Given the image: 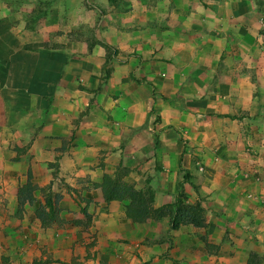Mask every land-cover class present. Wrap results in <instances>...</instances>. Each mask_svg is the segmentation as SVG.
I'll return each mask as SVG.
<instances>
[{
    "label": "crops",
    "instance_id": "0c3cea01",
    "mask_svg": "<svg viewBox=\"0 0 264 264\" xmlns=\"http://www.w3.org/2000/svg\"><path fill=\"white\" fill-rule=\"evenodd\" d=\"M83 5L61 34L0 0V264H264V0ZM28 171L63 223L19 209ZM104 174L201 224L133 221Z\"/></svg>",
    "mask_w": 264,
    "mask_h": 264
},
{
    "label": "trees",
    "instance_id": "16d2710c",
    "mask_svg": "<svg viewBox=\"0 0 264 264\" xmlns=\"http://www.w3.org/2000/svg\"><path fill=\"white\" fill-rule=\"evenodd\" d=\"M97 187L100 189L105 202L109 200L125 201L122 205L125 216L133 221L142 222L149 218H160L172 212L170 225L173 228L177 227L180 222L190 221L193 225L201 224V210L197 204L188 205L177 199L173 203L153 207V191L148 185L136 189L132 183L117 181L104 174ZM36 189L37 187L31 182V174L28 171L26 182L18 187L16 193L19 209L24 203L34 205V217L39 220L43 227L50 226L52 223H63L64 221L59 217V209L55 205V199L47 192L41 201L36 200L34 196ZM82 213L85 218L88 217L85 212Z\"/></svg>",
    "mask_w": 264,
    "mask_h": 264
},
{
    "label": "rangeland",
    "instance_id": "374dc122",
    "mask_svg": "<svg viewBox=\"0 0 264 264\" xmlns=\"http://www.w3.org/2000/svg\"><path fill=\"white\" fill-rule=\"evenodd\" d=\"M1 1H6L9 4H11V11L13 12L15 10V7H17L18 4L24 3L26 4L24 8V12L19 16L21 20L25 22V27L31 28L35 27L36 24V18L37 16H42L45 20H51L53 17H56L58 22L61 24V27L58 31L61 34L63 33V29L67 28L68 24V19L71 16V13L75 14V17H80L77 20L76 23V34H81L84 35L85 32H89L91 30L90 27L83 28V22L79 24V21L82 20L85 16L84 9L86 8L83 4H93V0H80L82 2L79 7H76L75 9L73 8H67L66 7V2L68 3V0H1ZM78 1V0H76ZM56 5V16L51 15V5ZM77 4V3H76ZM87 6V5H86ZM55 11V10H54ZM88 13L87 17H94L95 13L90 14L89 8H88ZM98 15V13H96ZM18 17V18H19ZM98 18V17H97ZM17 22V21H15ZM97 185H93L92 187H96ZM48 189V188H47ZM49 192L48 190H43L39 192L42 196ZM84 217V216H83ZM84 220H89V217L85 218Z\"/></svg>",
    "mask_w": 264,
    "mask_h": 264
}]
</instances>
